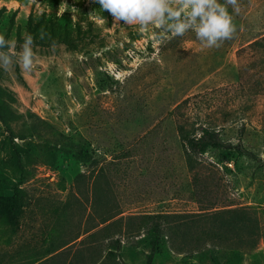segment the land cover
<instances>
[{
  "label": "rangeland",
  "instance_id": "374dc122",
  "mask_svg": "<svg viewBox=\"0 0 264 264\" xmlns=\"http://www.w3.org/2000/svg\"><path fill=\"white\" fill-rule=\"evenodd\" d=\"M238 5L232 38L207 48L192 32L161 41L159 29L114 24L94 0H0V35L19 52L31 34L35 57L30 72L0 69V264H30L26 252L46 248L55 253L39 264H149L154 236L140 220L105 240L92 166L52 157L70 142L104 169L122 217L182 225L181 251L164 238L150 264H264V41L249 47L264 37V0ZM190 97L189 122H215L224 143L200 155L196 181L172 115ZM15 186L32 210L19 224L4 206Z\"/></svg>",
  "mask_w": 264,
  "mask_h": 264
},
{
  "label": "trees",
  "instance_id": "16d2710c",
  "mask_svg": "<svg viewBox=\"0 0 264 264\" xmlns=\"http://www.w3.org/2000/svg\"><path fill=\"white\" fill-rule=\"evenodd\" d=\"M262 41H264V37L261 40H257L256 42L249 45V47H257L262 45ZM192 99L186 98L178 105H176L172 111V115L175 120V125L177 129V133L179 136V140L181 143V147L183 150L185 162L187 169L191 176L193 177V181L198 179V169L202 165L201 154H204L209 149H222L224 143L220 138V125L215 122L210 123L209 125L202 126L197 128L195 123L189 122L188 111L192 109ZM61 149L58 151L57 148L53 150L52 157L58 154H68L71 155L77 161L83 164H90L91 170L88 175L89 180L92 181L93 190L97 193V188L100 187L103 192V200L100 203H104L108 209L104 214L98 216V227L100 228V232H102L105 240L110 241L111 243H116L114 240L116 236V232L114 229H117V226L122 224V222L129 221L131 219L140 220V225L145 227V230H149L151 234L154 236V242L151 243V254L149 255V264L153 262V256L156 254H163L164 249L159 245L160 241L164 238H168L169 242H173L175 250L181 251V242L188 240V236L184 234L182 230V225L171 221L173 216L167 215H153V216H144V217H122L121 212L118 211L119 205L116 202V198L114 196L112 187L110 185V181L102 167H100L94 160L92 155L88 152L87 149L82 148L78 144L74 143H64L60 145ZM214 167V166H212ZM87 178L86 174H80L75 179V185L78 186L81 182H83ZM15 194L6 201L5 203V211L11 217L13 222L19 224L22 218L25 215L31 213L30 203H27L26 200L21 198V194L24 192V189H21L18 186L14 187ZM96 196L95 194H93ZM98 197V196H97ZM116 210V212H114ZM243 211H245L243 209ZM248 214V213H247ZM252 220L253 218L250 214H248ZM131 228L124 231V234H130ZM196 236V239L199 242H205L206 244L212 243L214 246L216 244H223L228 242L229 238H227L223 234H219L216 232H200L193 233ZM97 234H91L87 236V238L94 239ZM81 237L79 235L73 241L75 242ZM72 241V242H73ZM179 243V245H178ZM67 246V245H66ZM55 253L53 249L46 248L43 249H34L33 252L27 251L26 254L29 255V259L32 258V263L30 264H39L41 261H45L48 259L49 255ZM111 253H108L107 259H110ZM114 258V257H113ZM113 264L116 263L115 260Z\"/></svg>",
  "mask_w": 264,
  "mask_h": 264
},
{
  "label": "clouds",
  "instance_id": "9594fccd",
  "mask_svg": "<svg viewBox=\"0 0 264 264\" xmlns=\"http://www.w3.org/2000/svg\"><path fill=\"white\" fill-rule=\"evenodd\" d=\"M94 3L112 16L114 24L136 25L140 32L149 27L159 29L161 41L192 32L207 48L218 47L219 42L232 38L236 30L233 13L240 11L238 0H94ZM33 46V36L25 34L22 50L16 52L15 42L0 35V69L7 71L15 63L30 72L35 59Z\"/></svg>",
  "mask_w": 264,
  "mask_h": 264
}]
</instances>
